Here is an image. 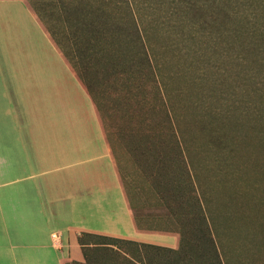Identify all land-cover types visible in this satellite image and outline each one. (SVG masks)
Segmentation results:
<instances>
[{"label":"rangeland","instance_id":"rangeland-1","mask_svg":"<svg viewBox=\"0 0 264 264\" xmlns=\"http://www.w3.org/2000/svg\"><path fill=\"white\" fill-rule=\"evenodd\" d=\"M140 1L149 62L134 55L128 7L116 6L121 35L85 76L58 23L47 22L34 0H0V133L2 112L10 123L48 116L53 77L64 79L62 57L89 84L115 139L134 217L192 238L204 211L223 256L264 264V0H216L220 33L191 13L178 16L170 0ZM230 26L247 35L231 38ZM98 241L105 246L86 251L82 264L146 261L132 245Z\"/></svg>","mask_w":264,"mask_h":264},{"label":"crops","instance_id":"crops-1","mask_svg":"<svg viewBox=\"0 0 264 264\" xmlns=\"http://www.w3.org/2000/svg\"><path fill=\"white\" fill-rule=\"evenodd\" d=\"M61 59L47 117L11 115L18 122L10 123L2 112L0 264H82L106 236L177 248L178 232L134 217L115 139Z\"/></svg>","mask_w":264,"mask_h":264},{"label":"trees","instance_id":"trees-1","mask_svg":"<svg viewBox=\"0 0 264 264\" xmlns=\"http://www.w3.org/2000/svg\"><path fill=\"white\" fill-rule=\"evenodd\" d=\"M41 1V2H40ZM235 5H245L246 0H232ZM143 1L137 3V0H34L37 12H42L46 21L58 23L60 29V40L69 43V52L78 63L80 73H93L96 64H101L102 58L107 51H112V44L109 41L120 36L121 18L116 6L129 9L130 20L132 24L130 32L132 42L137 48L134 55H139L147 60L149 56L147 45V22H145L147 4L141 5ZM171 10L180 14H192L193 19L202 22V28L211 33L222 32L221 22L217 23V12L213 9L218 6L216 0H170ZM264 9V1L261 5ZM122 9V8H121ZM116 24L113 26L111 23ZM228 19H224L222 22ZM73 31L68 34L66 29ZM231 38H239L246 32L233 26L227 27ZM57 33V32H56ZM53 34V33H52ZM59 34V32H58ZM56 41V34L52 36ZM242 37V38H243ZM59 40H57V44ZM111 46V47H110ZM111 48V50L109 49ZM135 55V56H136ZM70 56V55H69ZM140 62V61H139ZM149 61L147 60V63ZM137 63V64H135ZM134 68H139L140 64L134 61ZM81 76V75H80ZM83 76V75H82ZM86 76V74H85ZM90 90L89 84L87 86ZM90 92V91H89ZM202 204V203H201ZM205 215V216H204ZM210 218L204 211L200 212L199 222L191 224L193 228V237H186L180 232V240L177 248L164 247L161 245L137 242L133 240L105 237L115 243H126L134 246V252L144 251L146 259L143 264H244L243 260L230 261L226 254L222 255L217 238V232L211 228ZM220 241V240H219ZM112 243V242H111ZM260 242H257L256 245ZM151 251L159 253L157 257L151 256ZM149 252V253H148ZM143 257L140 256L138 261Z\"/></svg>","mask_w":264,"mask_h":264}]
</instances>
